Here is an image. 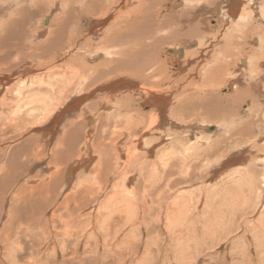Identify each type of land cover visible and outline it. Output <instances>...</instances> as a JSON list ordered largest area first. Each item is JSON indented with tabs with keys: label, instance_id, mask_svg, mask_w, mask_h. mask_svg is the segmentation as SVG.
Returning <instances> with one entry per match:
<instances>
[{
	"label": "bare ground",
	"instance_id": "6f19581e",
	"mask_svg": "<svg viewBox=\"0 0 264 264\" xmlns=\"http://www.w3.org/2000/svg\"><path fill=\"white\" fill-rule=\"evenodd\" d=\"M5 8L10 13L0 19V132L17 131L19 138L0 137V144L8 142L0 152L7 167L0 166V183L13 184L0 192V264H25L27 256L35 259L30 264H108L116 256L125 264V256L138 255L142 241L135 264H152L162 240L164 260L193 264L205 248L242 231L238 211L251 224L244 222L233 252L244 257L249 234L257 264H264V132L231 151L236 136L240 142L260 121L255 117L264 105L246 111L243 123L242 117L226 119L222 109L199 105L221 99L216 92L229 84L245 87L231 102L251 95L264 104V0H0V11ZM37 15L39 26L30 30ZM166 47L173 48L169 54ZM21 63L32 65L20 70ZM94 97L99 100L87 103ZM194 111L201 120L190 119ZM64 119L71 121L59 129V148L45 167L49 181L40 185L50 191L38 193L19 183L22 166L44 159V145L32 144L36 135L29 133H41L47 144L44 136ZM81 131L85 136L74 152L70 139ZM22 138L20 147H10ZM162 142L172 145L168 152L154 150ZM15 161L11 178L7 162ZM250 162L261 169L247 168ZM203 165L228 169L225 192L215 197L230 211L228 216L219 210L211 223L199 226L192 220L196 210L205 213L214 205L210 182L201 181L195 190L173 186L191 181ZM58 178L73 181L61 200L50 193ZM26 231L34 238L28 245L19 235Z\"/></svg>",
	"mask_w": 264,
	"mask_h": 264
},
{
	"label": "rangeland",
	"instance_id": "374dc122",
	"mask_svg": "<svg viewBox=\"0 0 264 264\" xmlns=\"http://www.w3.org/2000/svg\"><path fill=\"white\" fill-rule=\"evenodd\" d=\"M10 8V7H9ZM9 8H5L3 11H0V19H3L2 17H4V16H7V12L8 13H10V11L8 10ZM7 9V10H6ZM179 10L180 9H182L181 7H179L178 8ZM6 12V14H5V12ZM217 17H220L219 15H216ZM216 17V18H217ZM39 19H40V16L39 15H37V16H35L34 17V20H33V23L34 24H32V27H30L29 29L30 30H32V29H36L38 26H39ZM220 19V18H219ZM221 21L222 22H224V19H221ZM47 21H46V19H45V21H43L42 22V25L43 26H46V25H48L47 23H46ZM210 24H211V26L212 25H214V22H213V20L211 19L210 20ZM8 26V28L9 27H11V25L10 24H8L7 25ZM81 26H83V23H81ZM72 26L71 25H69V26H67V32H68V30L71 28ZM225 30L226 29H229V26L226 24L225 25ZM17 28H18V30H19V25L17 24ZM71 29H73V27L71 28ZM27 33V32H26ZM25 34V33H24ZM212 34H214V32H211V35ZM25 35H27V34H25ZM172 50L173 48L172 47H166V50H167V53H168V50ZM177 49H180V46L179 47H175V50H177ZM169 54V53H168ZM22 56V55H21ZM15 58V54L14 55H12L11 57H10V60H13ZM180 58V57H179ZM20 66H18V69H23L24 67H25V65H32V64H24V63H21V64H19ZM22 65V66H21ZM33 65H37V63H33ZM2 68H4V66H2ZM236 69V68H235ZM15 80V79H14ZM14 80H12L10 83H8V85H6V87H5V89L6 88H8V87H10V85H12L13 83H14ZM238 85H241V84H238ZM245 89V87H237V85H235V84H233V85H231V84H229V85H227V86H222V87H220L219 89H218V91L216 92V95L217 96H219L221 99H217L215 96H213V97H210V98H208V99H204V100H202V105L201 104H199L200 105V107H204V106H207V109L208 110H212L213 108L214 109H217V110H220V109H222V111H220V117H223V116H225L226 117V119H233V118H238V117H242L243 119L241 120V122L243 123V122H245V120H246V118H248L249 117V115H247V113H246V111H250V112H253L254 113V111H255V109L256 108H260V107H263V102H261V103H259L258 101H257V103H254V101H253V99H251L252 97H251V95H250V99H246L245 100V102L243 101V100H240V101H238V100H235V101H230V100H232V98L235 96V94L236 93H238V92H240V91H243ZM99 100V98L98 97H94V98H92L91 100L89 99V100H87V103H95L96 101H98ZM253 101V102H252ZM218 102V103H217ZM231 102V103H230ZM215 103H217L218 104V106L220 107V108H216V107H214V105H215ZM228 103V104H227ZM230 104V105H229ZM252 104H256L257 106L252 110V108L250 107ZM211 105V106H210ZM226 109H228V110H226ZM251 109V110H250ZM233 112H232V111ZM193 111V110H192ZM225 111V112H224ZM229 111V112H228ZM249 112V113H250ZM263 111H262V108H261V112H256V113H262ZM222 113V114H221ZM240 113V114H239ZM248 113V114H249ZM78 114H80L81 115V113L80 112H78V113H75L74 115L75 116H78ZM226 114H228V117H227V115ZM232 114H234V115H232ZM243 114L244 115H246V116H243ZM193 115H196V112L194 111L193 112V114L190 116V119H194L195 121H197V120H201V118H199V116H193ZM223 115V116H222ZM230 116L232 117V118H230ZM194 117H198L197 119H195ZM255 118H258V119H260V121L258 120V121H255L254 122V127H251L250 129H248V132L246 133V134H244V136H242V138H241V141L240 142H238L239 141V138L236 136V139H237V141H235V142H233V148L231 149V151L234 149V148H236L237 146H239V145H241V144H243L244 142L246 143V142H250V140H252V137H260L261 136V134L264 132V120H261V119H264V113H262V114H258L257 115V117H255ZM3 119V118H2ZM69 121H71L70 119H64V124H63V122L61 123L60 121H59V123H58V129L55 131V132H51V135H50V133L49 134H47V138L44 136V138L47 140L48 139V143L46 144L44 141L45 140H42V138L40 137V135H42L41 133L39 134L38 132H33V133H29V134H32L31 136H35L34 138H32V140H33V143L32 144H36V143H39V144H43L44 145V150H43V152H42V156H43V161L41 160L40 162H37V163H33V161L31 160V161H29L27 164H25L24 166H22V169H21V171L20 172H22L21 173V175L19 176V179H20V182L19 183H22V184H27L26 186H27V188H32V187H34V188H37V192L39 193H44V194H46L47 193V191L49 192L50 191V189H43V190H41V187H40V185L41 184H44V187L47 185V183L48 182H46V184H45V181H47L48 180V178H45L46 176H44V175H46V174H48L47 172H48V169L47 168H45L46 167V165L48 164L47 162H49V160H50V158H51V153H52V151H54V150H56V149H58L59 148V141L61 140V137H62V133H59L60 131H59V129H63V127H64V125L65 124H68L69 123ZM194 123V122H193ZM164 128V127H163ZM4 131V130H3ZM8 130L7 129H5V133H2V132H0V137H3V136H5V138H7V137H9V136H11L12 134H10L11 132H7ZM57 131H58V133H57ZM63 131V130H62ZM93 134H95V133H92L90 136L92 137V139H94L96 136H93ZM15 135H17V131H15V134H13L12 136H11V138H14V136ZM42 136V137H43ZM60 136V137H59ZM84 136H85V134H84V131L82 132H79L78 133V135H77V141L76 140H73V139H75V138H71L70 139V141L72 142V150L75 152V150H77L78 149V146L81 144V141H83V139H84ZM29 137V136H28ZM146 137H148V136H146ZM19 137L17 136L16 138H14L13 140H15V139H18ZM170 139H169V141L170 140H172V137H169ZM234 138V137H233ZM0 139H4V138H0ZM80 139V140H79ZM206 139V138H205ZM13 140H11V141H13ZM22 140H23V138L22 139H19L18 141H19V144H18V142H16V141H14L13 143H11L10 144V147L11 146H17V147H20L21 146V142H22ZM51 140V141H50ZM248 140V141H247ZM57 141H58V143H57ZM214 141H216V139L215 138H212L211 139V142H214ZM57 144H56V143ZM75 142V143H74ZM8 143V142H7ZM7 143L6 144H0V152H1V149L3 150V148H4V146L6 145V146H8L7 145ZM169 144V145H168ZM161 146V147H160ZM163 147V148H162ZM169 148V149H167V148ZM171 147H172V145L168 142L167 144H165V143H163L162 142V144H160V145H158V146H156V148L154 149V150H158V151H160V150H163V152H168L170 149H171ZM24 148H26L25 146H24ZM56 148V149H55ZM223 150L224 149H222L221 151H219V152H222L223 153ZM225 151V150H224ZM229 153V155H230V153H232V152H228ZM228 153L226 152V154L225 155H228ZM3 155V154H2ZM2 155H0L1 157H0V159L1 158H6V156H2ZM21 157V156H20ZM41 157V156H40ZM155 157V155H153L152 156V158H154ZM156 158V157H155ZM251 159V156L250 157H248V159H246V161L244 162V164H247L246 162H248L249 160ZM212 160H214V158L213 159H211L210 160V162L212 161ZM18 162V161H17ZM16 161H15V164H12V163H10V164H8V162H7V165H12V166H10V174H9V176L11 177V178H14V172L17 170V166H15V165H17L16 163H17ZM3 163V161H0V166H1V168H2V164ZM33 164V165H32ZM45 165V166H44ZM6 166H5V164L3 165V168H2V170H4V168H5ZM11 167H15V170H13V168L11 169ZM28 167V168H27ZM91 166H89V168H90ZM7 168V167H6ZM27 168V169H26ZM44 168V169H43ZM247 168H249V169H254V170H256V171H258L259 169H261V168H257V167H255V166H253V163L252 162H250L249 164H248V166H247ZM201 169H203V170H201ZM45 170V171H44ZM228 169H225L224 170V168L221 170L220 168H217V167H214V169H212V168H209V169H207V168H205V166L203 165V166H199L198 168H197V170H196V177L195 178H192V180L191 181H189V182H187V183H181V184H179V183H176V184H174V186H173V190L174 189H187V190H189V189H191V187H192V189L193 190H195L194 188L195 187H199L200 188V184H201V181H203V182H210L208 185L209 186H211V187H209V189H208V191H209V194H210V197L209 198H213V208L212 209H210V210H208L207 208H206V210H207V212H205V213H201L200 214V211H201V209H198V210H196V216L194 217V215H193V221L195 222V224L196 225H199V226H203L204 225V223H211L212 221H213V216H214V213L215 212H217V211H219V210H222V211H226L225 212V214H228L227 212H229L230 211V209L229 208H227V207H223V206H221L220 204V202H221V200L219 199V198H216L215 196L216 195H219V194H223L224 192H225V190H224V186H223V184H224V182H225V178H226V173H224V171L226 172ZM47 171V172H46ZM204 171V172H203ZM1 172V171H0ZM13 174H12V173ZM50 172H52V171H50ZM202 172V173H201ZM208 172V173H207ZM228 172V171H227ZM219 173V174H218ZM1 174H3V175H5L4 173H2L1 172ZM0 174V175H1ZM203 176H202V175ZM13 175V176H12ZM201 176V177H200ZM259 176V175H258ZM22 178H24V179H22ZM44 178V179H43ZM178 178H180V177H178ZM204 180H203V179ZM209 178V179H208ZM212 178V179H211ZM18 179V178H17ZM30 179V180H29ZM42 179V180H41ZM59 180H58V183L56 184V185H54L55 186V188H54V186L52 185V187H51V194L53 195L54 194V196H58V197H60V200L62 199V196H64L63 195V191H64V194L65 193H67V192H69V190L70 189H68L69 187L68 186H70L72 183H73V181H71V180H66V178H64V180L62 179V178H58ZM62 179V180H61ZM25 180V181H24ZM32 180V181H31ZM30 182V183H28V182ZM49 181V180H48ZM177 181H180V179L179 180H177ZM60 182V183H59ZM40 183V184H39ZM2 183H0V192L2 191V190H5V189H9V188H11V186H13V184L12 183H10L9 181L7 182V184H2ZM12 184V185H11ZM136 184H137V181L135 180V181H132V183L129 185V186H133V187H135L136 186ZM184 184H186V185H184ZM212 184V185H211ZM10 185V186H9ZM189 185V186H188ZM165 186V184L163 183V182H161V187H164ZM226 186V185H225ZM180 187V188H179ZM255 187L257 188L258 187V185H257V181H256V179H255ZM54 189V191H53V189ZM108 188H110V187H108ZM66 189V190H65ZM68 190V191H67ZM163 190V193L164 192H167L164 188L162 189ZM66 191V192H65ZM107 191H108V189H107ZM235 191V190H234ZM242 193V195H244L246 192H245V188H244V192H241ZM241 193L240 194H237V196H239V195H241ZM165 194V193H164ZM7 196L9 195V193L8 194H6ZM167 196H168V194H166ZM10 195L8 196V199H7V202L6 203H4V208H6L5 209V213H7V211H8V207L10 206V204H11V201H10ZM199 197V196H198ZM198 197H197V199H198ZM193 204H194V200L192 199V201H191ZM10 203V204H9ZM8 205V206H7ZM1 208H3V206L1 207ZM0 208V210L2 211V209ZM27 212H28V210H26ZM86 213H89L90 212V209H89V207H88V210H86L85 211ZM245 211H238L236 214H235V216L237 215V223H239V224H241V222H242V224H241V229H242V231H243V229L246 227V222L248 223V226H250V222H249V220L248 219H245V223L243 222V220H242V217L244 218L245 216H242L243 215V213H244ZM24 214H26V213H24ZM23 214V215H24ZM228 216H229V214H228ZM6 216L4 215V218H5ZM4 218H2V221H4L5 219ZM241 221V222H240ZM247 229H248V227H247ZM22 230H24V229H22ZM242 231H240V232H238V234H237V232H236V235H228L227 237L229 238L228 240L226 239V240H224V241H222L219 245H215L214 247H211L210 249H209V251L208 250H205L204 249V251H203V253H201L202 255L200 256L202 259H198V260H196L195 262H193V264H197V263H199V264H232V263H234V264H243L244 262V264H257V263H259V260H257V258H259L258 256H256V251H254L255 250V247L253 246V244H251V242H252V237L249 235V234H247L248 236L245 238V246H246V244H247V248H246V251H245V253H243L244 254V257H243V255H242V253H240L239 251V253L238 252H233V248L234 247H232V242H234V240H235V238H237L238 237V235H243V232ZM27 232V231H26ZM23 232L24 233V236H22V234L21 233H19V235L21 236V239H20V241L22 242V244L24 243V244H26V245H28V244H30L31 242H32V240L34 239L32 236H30V234L27 232ZM235 236V237H234ZM26 239V240H25ZM40 240V241H39ZM38 241H36V243H40V242H42V239L40 238ZM251 241V242H250ZM29 242V243H28ZM143 242V241H142ZM142 242H140V252L138 253V255H136L134 258H130V257H128V256H125L126 258H125V264H129V263H131V264H135L136 262H137V259H135V258H137L138 256H140L141 255V253H142V251L144 250V247H143V243ZM160 242H163V244L162 243H160ZM159 243H158V246H159V248L156 250V246L154 247L155 248V250L156 251H154L153 252V256H154V262L152 263V264H158V263H160V264H170L171 262H170V256L169 257H167V260H164L165 258H163L164 256H163V254H162V252H164L163 250H165V248H166V250H167V243L166 242H164L163 240L162 241H160ZM224 242V243H223ZM50 244V243H49ZM165 244V245H164ZM224 244H226V245H224ZM230 244V245H229ZM162 245V246H161ZM220 245H221V247H220ZM42 247H44L43 248V250H45V248H46V244H44V246H42ZM163 247V248H162ZM210 247V246H209ZM225 247H227V248H225ZM110 248V247H109ZM162 248V249H161ZM72 248L70 247L68 250H67V253L65 254V256L67 257V258H69V256H70V253H69V250H71ZM88 249H90V248H88ZM97 250V249H96ZM129 250H130V248H129ZM232 250V251H231ZM159 251V253H157ZM82 252H83V247H81L80 248V251H79V253L78 254H82ZM101 252V250L99 251V253ZM99 253H97L96 255H99ZM125 253H129L128 252V250H125ZM206 254V257H208V259L207 258H205V260H203V258L204 257H202V256H204ZM59 255H60V253H59ZM95 255H93V256H91V257H94ZM211 256V257H210ZM215 256V257H214ZM35 257L38 259L39 257L38 256H36L35 255ZM247 257H249V258H247ZM28 258H29V256H27L26 257V259H24L25 260V264H30L32 261L33 262H35V259H29L28 260ZM81 258H83V255L81 256ZM117 258H119V256H116V260H109L110 262H108V264H122V262H120V263H118L119 261H120V259H117ZM51 258H49V260H50ZM135 259V260H134ZM161 259V260H160ZM40 260H44L43 258L42 259H40ZM76 260H78V259H76ZM119 260V261H118ZM200 260V261H199ZM203 260V261H202ZM207 260V261H206ZM238 260V261H237ZM46 261L47 260H44V262H45V264H46ZM167 261V262H166ZM174 261V260H173ZM205 261V262H204ZM60 262V260H59V258H58V263ZM84 262V261H83ZM162 262V263H161ZM165 262V263H164ZM88 263V262H87ZM87 263H85L84 262V264H87ZM19 264H23V263H19ZM33 264V263H32ZM44 264V263H43ZM51 264V263H50ZM76 264V263H75ZM100 264V263H99Z\"/></svg>",
	"mask_w": 264,
	"mask_h": 264
}]
</instances>
